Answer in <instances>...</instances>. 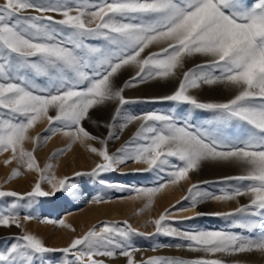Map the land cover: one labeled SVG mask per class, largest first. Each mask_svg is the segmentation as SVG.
Masks as SVG:
<instances>
[{
  "label": "snow or ice",
  "instance_id": "6c2138e0",
  "mask_svg": "<svg viewBox=\"0 0 264 264\" xmlns=\"http://www.w3.org/2000/svg\"><path fill=\"white\" fill-rule=\"evenodd\" d=\"M152 45L163 47L143 55ZM197 56L206 59L184 70L186 62ZM122 70H135V74L117 86ZM174 80L178 86L171 94L151 101L188 105V111L175 116L124 111L125 105L139 102L126 98V89ZM215 86L234 94L226 101H203L193 94ZM109 104L114 108L103 125L107 138L101 139L82 122L91 119L90 110ZM50 110L55 114L50 115ZM192 110L211 116L196 125L190 119ZM43 120L48 122V135L29 136V130ZM137 123L134 135L110 154L108 141L119 140L124 129ZM58 132L72 143L102 145L89 146L101 162L91 172L75 176L118 171L128 162L147 165L143 171L164 173L167 179L160 177L162 182L155 187L133 189L138 195L152 197L170 185L190 182L182 198L189 205L179 211L192 210L194 215L179 219L233 218L232 228L239 231L180 230L172 226L177 220L173 211L165 209L151 221L154 233L139 232L127 220L105 221L63 248L47 247L36 235L23 232L0 250V264H108L102 258L117 255L127 258L126 264H249L238 257L254 253L264 258V0H5L0 4V154L10 150L6 164L18 160L29 171L42 174L30 192L0 190V198L34 202L32 198L73 192L76 186L68 177L52 174V164L44 175L34 150L24 148L26 140L47 142ZM206 163L230 165L240 173L219 181L191 182L190 173L199 172ZM20 175L19 169L14 170L12 178ZM42 182L51 191L43 190ZM210 183L228 187L216 192L202 187ZM240 197H247L248 203L239 204ZM210 201L237 206L229 211H195ZM20 207L12 202L0 208V226L22 228ZM44 222L75 231L63 219ZM135 235L167 236L183 242L176 248L204 255L194 259L150 256L137 261L139 249L130 243ZM55 252L63 254L61 261L47 256Z\"/></svg>",
  "mask_w": 264,
  "mask_h": 264
},
{
  "label": "bare ground",
  "instance_id": "6f19581e",
  "mask_svg": "<svg viewBox=\"0 0 264 264\" xmlns=\"http://www.w3.org/2000/svg\"><path fill=\"white\" fill-rule=\"evenodd\" d=\"M59 18V17H57ZM159 47V46H158ZM156 50V49H155ZM187 70V69H186ZM147 99H151L156 96L159 91L155 82L149 83L146 88ZM139 90V89H138ZM131 95H137L139 91H129ZM128 92V93H129ZM199 91L193 90V94L199 96ZM159 95V94H158ZM204 95V94H203ZM140 97V96H139ZM230 98V97H229ZM135 99V98H134ZM50 115H54L55 112H49ZM83 127L90 134L97 136L98 138L105 139L106 135L98 134L93 129L87 127L83 124ZM49 127L47 120H43L37 125L29 130V136L38 137L37 132L47 129ZM48 135V133H47ZM127 137V136H125ZM126 140V139H125ZM124 141V140H123ZM89 146L101 148L102 145L98 141H87L85 144H80L79 142L72 143L69 137L64 136L63 132H58L55 135H52L47 142L43 141H32L26 140L24 142V148L28 151L34 150V156L38 161L40 169H44V175L49 174L47 172V165L52 164L54 167L51 170V173L54 174L57 178L68 177V182L71 184H76L77 178L75 176L76 172L88 173L96 166L97 163L101 162V158L92 153L89 150ZM69 149L62 155H54L60 150ZM11 151L3 152L0 154V190L5 191H15L21 195H24L32 190L35 184L40 180L41 172L38 171H29L26 166L22 165L18 160H13L11 163L6 164L5 161L11 158ZM137 168L136 164H125L120 165L119 170L122 169V172H131ZM19 169L21 172L20 176L12 178V173L14 170ZM240 170L236 167L223 164L215 163H206L203 165L199 172L190 173L191 182L211 180L214 177H224L231 173H235ZM152 174V173H150ZM156 178H160L161 175L154 173ZM87 175H83V178ZM154 176V175H153ZM216 179V178H215ZM90 180V178H89ZM88 181V180H87ZM104 181V180H103ZM109 182V181H108ZM107 183V182H106ZM187 181H182L180 184L175 186H169L160 193L155 194L152 197L145 195H133L130 193L124 195V197H119L113 200L106 199L105 202L100 203L97 201L94 189L90 188L85 189L82 193L78 189H74L72 193H65L66 201L74 204L75 206H81V209H77L76 213H71V210L68 211L70 215L65 216V223L71 225L75 229L73 232L71 229L66 227H61L60 232L56 235H52L51 232L49 236H52L56 240L55 247L60 248L64 245L70 243V240L76 235H83L88 231L96 222L100 220H127L134 228L138 229L139 232L143 233H154L155 226L151 223L153 219L158 218L165 209H171L174 216L177 217V220L172 221V226L177 227L180 230L185 231H195L200 230L203 222L214 226H228L232 227L233 218H223L219 219H209L205 217V221L200 220L198 217L191 220H181L184 216H193L194 212L189 211H179L181 208H186L188 206L182 205V198L186 195V189L189 187ZM42 189L45 191H51L50 185L47 183L41 184ZM88 190V191H87ZM97 190V189H96ZM208 190V189H207ZM213 191V189H209ZM59 192L56 193V195ZM85 193V194H84ZM51 197V196H48ZM96 199V200H95ZM177 201L181 203L177 204ZM187 203V202H186ZM248 203L247 197H240L239 204ZM188 204V203H187ZM175 205V208H173ZM184 206V207H183ZM237 206L236 202H227V203H218L215 201H210L207 203L200 204L195 211L202 213H212L217 211H229ZM212 218V217H211ZM218 218V217H217ZM152 219V220H151ZM203 219V218H201ZM20 235L23 232H28L36 235L38 238L43 239L45 236L40 234L38 230V225L28 227V224L25 222L22 224ZM51 225V224H50ZM197 227V228H196ZM11 229L13 232L11 234L17 235V227L13 226L10 228L0 226V237H5L8 235V230ZM205 229V228H203ZM207 229V228H206ZM215 229V228H214ZM19 230V229H18ZM212 230V229H211ZM216 230V229H215ZM233 230V229H232ZM236 231H239L237 229ZM13 234V235H14ZM48 236V234H47ZM162 239L168 241L171 246H159L158 240ZM50 240V239H49ZM150 240L155 246L158 247L156 251H147V254L142 251H137L135 253V258L140 260L144 258L143 256H179L188 259H194L198 256H203V253H196L189 251L185 248H176L177 243H183L181 241L174 240L170 237L163 235H147V241ZM44 242V241H43ZM160 242V241H159ZM45 243V242H44ZM241 260L249 261V264H264V258H262L258 253H254L250 256H240L238 257ZM118 264H126L127 258L117 255L115 258Z\"/></svg>",
  "mask_w": 264,
  "mask_h": 264
},
{
  "label": "rangeland",
  "instance_id": "374dc122",
  "mask_svg": "<svg viewBox=\"0 0 264 264\" xmlns=\"http://www.w3.org/2000/svg\"><path fill=\"white\" fill-rule=\"evenodd\" d=\"M5 0H0V4H3ZM92 43H101L100 41H93ZM159 46V47H158ZM163 47V45H152L150 46L149 49H146L145 53L143 55H147L149 52H157L159 49ZM156 49V50H155ZM206 58L204 57H194L191 60H188L185 64V69L193 67L195 64L203 63V61ZM135 74V70H122V74L118 77L116 80L117 86H120L123 84L125 80H127L130 76ZM155 82L159 95L157 94L154 97H159L163 95H168L171 94L175 87L178 86V81L174 80L172 82H166V81H150L149 83ZM43 81L38 80L37 84L42 85ZM143 84L140 85L137 88H131V89H126L124 95L126 98L133 99V100H138L139 102L131 103L129 105L124 106V111L128 114H142V113H147L150 111H157V112H166V113H171L174 116L178 115L179 113L188 111L190 109V106L188 105H183V104H176L175 102H152L151 99H147L146 95V88L148 87V84ZM139 89V90H138ZM129 91H139L137 95H131ZM129 92V93H128ZM199 96L198 98L203 100V101H226L231 98V96L234 94L230 90H226L223 86H215L213 88H208L205 87L204 89L199 91ZM204 94V95H203ZM140 96V97H139ZM135 98V99H134ZM114 105L109 104L104 107L96 108L93 110H90V117L91 119H86L82 123L85 124L87 127L93 129L96 133L107 136L108 129L104 127L103 125L108 123L110 120V117L112 115ZM54 112V110H50L49 112ZM211 114L202 112L199 110H192V116L190 119L196 124L199 125L201 123L206 122L210 118ZM95 121V123H93ZM138 128V123L137 124H132L129 125L126 129L123 130V132L120 134V139H112L108 141V150L109 153H115L117 149H119L125 141L129 140L135 133V131ZM46 128L42 131L37 132V136H46L47 132L45 131ZM127 136V137H125ZM126 139V140H125ZM124 140V141H123ZM41 141V140H39ZM127 164H132V162H128ZM136 164L137 168H135L131 172H122L120 170L114 171V172H107V173H101L99 176H90L87 175L86 179L83 178V176H79L77 178L76 184H74L76 189H80L79 192L82 190L85 191V189H91L97 193L95 194V197H101V200H97L100 203H103L106 201V199L113 200L119 197H124L126 194L131 193L133 195H138L133 189L136 188H151L157 186L158 183L162 182L160 178H156L154 171H143L142 169L146 168L147 165L143 164ZM136 169H141V171H135ZM152 173V174H150ZM240 172L237 171L235 173H231L229 175H237ZM161 177H163L165 180L167 179L166 175L164 173H159ZM154 175V176H153ZM227 175V176H229ZM225 177V176H224ZM90 178V180H89ZM216 178V179H215ZM223 178V177H222ZM221 178L220 177H214L209 181H219ZM88 180V181H87ZM104 180L105 184H101L100 181ZM109 181V182H108ZM107 182V183H106ZM231 184H235L236 182H230ZM111 185V186H110ZM118 186H124L126 190L121 191ZM204 189H213V191H217L219 188H227L228 185L224 184H218V183H210L207 185L202 186ZM82 189V190H81ZM97 189V190H96ZM88 191V190H87ZM85 194V193H84ZM66 194L59 192L57 195H53L51 197H39V198H32L34 202H26V201H20L16 197H4L0 198V208H4L6 205H10L12 202H16L19 205H21L19 209V214H20V221L21 223H27L28 227H32L34 225H38V230L40 234L45 236L43 240L45 245L47 247L51 248H57L55 247L56 240L52 238V236H49L51 232L52 235H56L57 233L60 232L61 226L59 224H51L50 223H45V220H56L59 221L60 219L65 220V216L70 215L71 213L73 214L74 212L76 213L77 209H81V206H75L74 204L66 201L65 198ZM96 200V199H95ZM188 204H187V203ZM188 206L189 202L188 201H182V205ZM184 207V206H183ZM71 210V213L69 214L68 211ZM31 214L33 216V219L31 220H25L24 217L26 215ZM206 219H219L220 217L212 216V215H203L199 216L198 218L200 220ZM212 217V218H211ZM203 218V219H201ZM152 220V219H151ZM109 221V222H122L120 220H100L96 222L94 225L99 226L102 222ZM121 226H123L121 224ZM210 224L203 222L201 229L207 228V230H232V227L228 226H214V228ZM197 228V227H196ZM19 229V230H18ZM17 229V235L11 234L13 231L9 229L8 235L5 237H0V250L6 249L9 247V245L13 242L14 240L10 239L11 237L14 236H19L21 228ZM197 230V229H196ZM237 229H233V231H236ZM48 234V236H47ZM147 234V233H146ZM80 236V235H76ZM75 238V236L73 237ZM50 239V240H49ZM71 241V240H70ZM160 241V242H159ZM158 245L160 246H167L170 247L171 244L168 241L163 242L162 239H159ZM130 243L135 246L139 251L145 252L147 254V251H156L158 250V247L155 246L153 243H151L150 240L147 241V235L140 236V235H135L132 236ZM67 245H64L63 247H67ZM60 247V248H63ZM156 249V250H154ZM47 256L53 260L54 262H59L63 259V254L60 252H55V253H50L47 254ZM160 256V255H159ZM162 256V255H161ZM144 258L141 259H147V255L143 256ZM167 257H178V258H183L179 256H167ZM224 259H229L227 257H223ZM70 259V257H69ZM102 259H107L108 264H118L117 260L114 258H102ZM140 259V260H141ZM188 259V258H184ZM137 260V259H136ZM139 261V259L137 260Z\"/></svg>",
  "mask_w": 264,
  "mask_h": 264
}]
</instances>
